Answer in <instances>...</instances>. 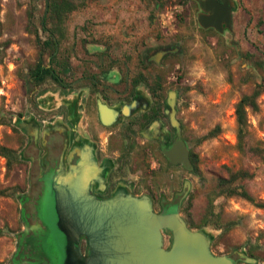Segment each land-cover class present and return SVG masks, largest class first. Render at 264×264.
I'll use <instances>...</instances> for the list:
<instances>
[{
    "label": "rangeland",
    "instance_id": "374dc122",
    "mask_svg": "<svg viewBox=\"0 0 264 264\" xmlns=\"http://www.w3.org/2000/svg\"><path fill=\"white\" fill-rule=\"evenodd\" d=\"M72 1L77 8L67 18L59 55L67 63L60 74L63 85L82 89L95 75L107 86L106 72L125 79L142 73L148 84L155 80L164 91H178L177 117L197 166L195 174L182 172L191 187L180 214L189 226L217 216V227H203L214 235L210 249L215 255L249 264L236 255L245 252L264 264V209L257 206L264 203V94L258 98L259 111L247 112L242 149L235 120L239 99L264 84V0H233L231 31L223 34L199 27L197 0ZM42 11L43 0H0V146L17 153L22 140L17 116L35 100L41 106L46 98L55 99V105L62 102V88L51 80L37 87L25 84L40 55L34 31L45 37ZM159 50L164 54L159 65L142 64L149 52ZM43 60L48 62L47 53ZM135 98L141 101L139 108L148 106L144 93ZM25 165L19 161L7 168L0 157V264H15L16 236L24 229ZM237 171L248 173L239 185L253 203L219 194L218 179ZM46 203L51 211V194ZM49 227L57 250L63 236L54 223ZM163 239L168 246V235Z\"/></svg>",
    "mask_w": 264,
    "mask_h": 264
},
{
    "label": "flooded vegetation",
    "instance_id": "af4514ba",
    "mask_svg": "<svg viewBox=\"0 0 264 264\" xmlns=\"http://www.w3.org/2000/svg\"><path fill=\"white\" fill-rule=\"evenodd\" d=\"M162 52H149L142 64L159 65ZM104 77L111 80L107 86L99 84L95 75L82 89L62 84L61 103L41 106L35 100L29 110L17 116V130L22 137L18 156L20 162L26 163L28 188L21 200L24 229L16 236L15 264H63L64 237L55 250L50 243L49 227V223L56 226L57 221L51 181L60 165L66 171L78 165L88 170L87 188L96 201L108 200L122 188L150 198L157 213H170L175 206L182 205L180 194L188 182L182 179V172L197 171L192 153L188 149L191 170L171 163L163 153L175 140L185 141L177 117L178 91H164L155 80L148 84L142 73L125 79L121 74L113 76L106 72ZM142 78L146 84L134 86L135 79ZM115 82H120V86ZM142 92L149 100L148 106L122 115L120 108ZM99 102L107 109L104 122ZM50 194L51 211L46 205ZM164 235L171 241L168 233ZM78 247L83 257L88 256L84 236L80 237ZM227 257L238 264L233 257Z\"/></svg>",
    "mask_w": 264,
    "mask_h": 264
},
{
    "label": "water",
    "instance_id": "95a60500",
    "mask_svg": "<svg viewBox=\"0 0 264 264\" xmlns=\"http://www.w3.org/2000/svg\"><path fill=\"white\" fill-rule=\"evenodd\" d=\"M197 4L201 29L219 34L231 31V14L236 8L233 0H197ZM140 103L134 98L120 108L121 114L134 112ZM99 110L104 122L107 109L100 102ZM163 153L171 163L192 169L185 141L175 140ZM87 174L79 165L67 171L60 165L51 181L56 228L65 240L63 264H235L227 256L212 253L213 233L206 228L192 229L180 214L181 204L173 212L157 213L150 198L122 188L112 198L96 201L88 191ZM188 184L185 182L180 194L181 203L188 195ZM167 233L171 241L164 246L163 235ZM81 236L89 247L85 257L78 247ZM236 255L245 263H257L245 252Z\"/></svg>",
    "mask_w": 264,
    "mask_h": 264
},
{
    "label": "trees",
    "instance_id": "16d2710c",
    "mask_svg": "<svg viewBox=\"0 0 264 264\" xmlns=\"http://www.w3.org/2000/svg\"><path fill=\"white\" fill-rule=\"evenodd\" d=\"M76 5L72 0H43V11L40 16V29L45 35L41 38L37 30L34 31L35 41L40 50L38 61L28 70L25 84L37 86L44 83L46 80L53 81L56 85L62 88L61 71H66V61L60 58L61 44L65 38L66 21L70 13L75 11ZM32 21V15H29V22ZM32 23V22H31ZM47 53L48 62L43 60V54ZM144 78L135 79L134 86L145 85ZM264 94V84L257 85L254 90L247 95H243L235 106L236 120V139L239 149H242L244 142V134L247 130V112L259 111L258 98ZM0 157L6 159L7 168H11L13 164L19 162V156L16 150L5 146H0ZM192 161L196 167V156L192 154ZM248 177V173L237 171L230 173L229 177H220L217 181L219 194L225 197L239 196L249 202H254V199L248 192L239 185V181ZM257 206L264 209V203H257ZM217 217V216H216ZM214 216L211 221L205 219L200 226H190L191 228L200 229L205 226L217 227V220ZM249 256L252 255L249 253Z\"/></svg>",
    "mask_w": 264,
    "mask_h": 264
},
{
    "label": "crops",
    "instance_id": "0c3cea01",
    "mask_svg": "<svg viewBox=\"0 0 264 264\" xmlns=\"http://www.w3.org/2000/svg\"><path fill=\"white\" fill-rule=\"evenodd\" d=\"M50 100H51V101H50ZM52 103H55V99H51V98H50V99H46V101H44V100L42 101V105H46V104H47V105H48V104L50 105V104H52Z\"/></svg>",
    "mask_w": 264,
    "mask_h": 264
}]
</instances>
